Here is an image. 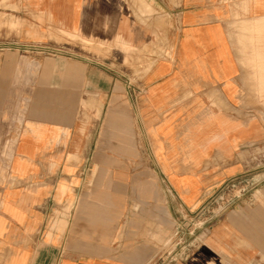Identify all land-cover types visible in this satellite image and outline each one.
<instances>
[{"label":"crops","instance_id":"obj_1","mask_svg":"<svg viewBox=\"0 0 264 264\" xmlns=\"http://www.w3.org/2000/svg\"><path fill=\"white\" fill-rule=\"evenodd\" d=\"M243 177L187 264H264V0H0V264H150Z\"/></svg>","mask_w":264,"mask_h":264},{"label":"rangeland","instance_id":"obj_2","mask_svg":"<svg viewBox=\"0 0 264 264\" xmlns=\"http://www.w3.org/2000/svg\"><path fill=\"white\" fill-rule=\"evenodd\" d=\"M68 41L71 52L75 54L82 52H85V54L98 53L103 49L106 51L113 47L112 44L106 42L85 39L71 34H68ZM116 46L121 50L123 49L122 45ZM116 59L121 61L122 56H116ZM252 185L246 177L234 179L225 184L196 213L188 217L191 221L188 227H185L181 221L178 231L165 234L163 252L150 264H187L191 261L202 248L204 237L207 235V240L211 237L212 230L218 225L221 216L225 212L224 209L241 194L251 192Z\"/></svg>","mask_w":264,"mask_h":264},{"label":"water","instance_id":"obj_3","mask_svg":"<svg viewBox=\"0 0 264 264\" xmlns=\"http://www.w3.org/2000/svg\"><path fill=\"white\" fill-rule=\"evenodd\" d=\"M184 226L185 227H188L189 226V222L185 223Z\"/></svg>","mask_w":264,"mask_h":264},{"label":"bare ground","instance_id":"obj_4","mask_svg":"<svg viewBox=\"0 0 264 264\" xmlns=\"http://www.w3.org/2000/svg\"><path fill=\"white\" fill-rule=\"evenodd\" d=\"M198 48V47H197Z\"/></svg>","mask_w":264,"mask_h":264}]
</instances>
